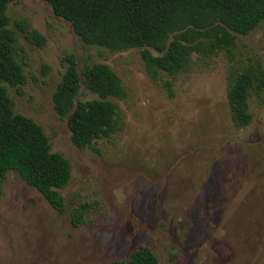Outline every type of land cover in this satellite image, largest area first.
<instances>
[{
	"label": "rangeland",
	"instance_id": "obj_1",
	"mask_svg": "<svg viewBox=\"0 0 264 264\" xmlns=\"http://www.w3.org/2000/svg\"><path fill=\"white\" fill-rule=\"evenodd\" d=\"M6 13L11 27L25 22V31L44 38L36 45L18 33L25 83H5L7 94L15 112L41 126L51 151L68 159L71 176L58 189L65 201L59 212L15 171L6 173L0 264H115L140 245L159 264H264V89L249 88L251 121L243 127L232 124L226 99L230 66L264 67V19L235 33L232 58L223 50L192 52L175 74L151 78L139 49L83 44L43 0H12ZM65 53L79 68L107 64L126 91L108 97L118 129L95 139L98 151L74 146L66 117L53 109ZM94 98L81 83L75 101ZM84 202L83 222L74 227L68 211Z\"/></svg>",
	"mask_w": 264,
	"mask_h": 264
},
{
	"label": "trees",
	"instance_id": "obj_2",
	"mask_svg": "<svg viewBox=\"0 0 264 264\" xmlns=\"http://www.w3.org/2000/svg\"><path fill=\"white\" fill-rule=\"evenodd\" d=\"M12 0H0V198L1 183L8 171H15L34 187L55 210L65 209L58 189L70 179V163L60 152L51 151L47 135L32 118L17 113L5 83L19 86L25 75L17 55L18 33L42 45L44 38L26 23L10 26L6 13ZM53 13L70 22L85 45L110 51L137 48L146 73L155 78L159 71L175 74L189 61L192 52L210 55L223 50L232 58L235 33L247 34L264 19V0H43ZM172 36L171 39H168ZM151 50L157 52L154 54ZM64 71L52 93V106L66 117L70 140L79 149L91 148L95 139L118 129L117 106L109 96L124 98L119 76L105 63L79 68L72 53L61 56ZM97 98L75 101L79 86ZM165 85L171 92V82ZM264 89V67L259 62L230 66L226 74V99L234 126L251 121L248 91ZM88 203L68 211L74 227L83 222ZM115 264H159L153 251L140 245Z\"/></svg>",
	"mask_w": 264,
	"mask_h": 264
}]
</instances>
